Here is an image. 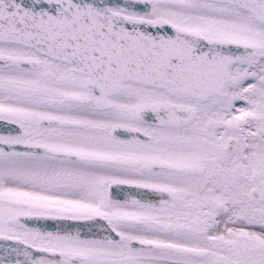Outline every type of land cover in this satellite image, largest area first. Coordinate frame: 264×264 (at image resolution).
Here are the masks:
<instances>
[{
	"label": "snow or ice",
	"instance_id": "1",
	"mask_svg": "<svg viewBox=\"0 0 264 264\" xmlns=\"http://www.w3.org/2000/svg\"><path fill=\"white\" fill-rule=\"evenodd\" d=\"M0 264H264V0H0Z\"/></svg>",
	"mask_w": 264,
	"mask_h": 264
}]
</instances>
